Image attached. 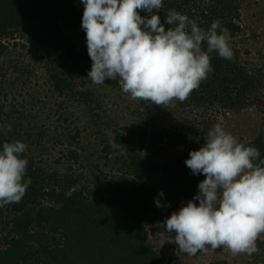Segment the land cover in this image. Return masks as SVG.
Masks as SVG:
<instances>
[{
  "label": "trees",
  "instance_id": "16d2710c",
  "mask_svg": "<svg viewBox=\"0 0 264 264\" xmlns=\"http://www.w3.org/2000/svg\"><path fill=\"white\" fill-rule=\"evenodd\" d=\"M163 2L168 7L163 10L178 12L180 9V5L176 7L177 1ZM203 2L206 3L207 12H222L228 16L223 28L232 37L244 30L242 24L234 21V17H240L238 9L233 7L234 0ZM83 11L81 0H0V57L9 50V44L4 39H15L16 35L40 46L48 54L51 63L47 70L53 90L60 95L66 94L75 104L80 103L84 111V106L91 111L93 104L99 105L96 92L79 88L78 74L67 67H78L91 60L88 52L80 50L78 43L67 33V30L83 29ZM140 14L148 15L142 10ZM159 15L161 23H164L167 14L163 11ZM206 18L210 20L208 24L209 20L206 19V24L211 26L214 18ZM168 27L170 25L165 24L166 30ZM58 50L62 55L57 59L52 53ZM232 58V64H217L210 53V62L214 61L211 64L213 71L210 72L211 81L208 79L205 83L210 84L208 98L227 105L234 103L235 87L240 89L244 98L264 88L262 69L255 74H248L245 67L237 63L236 53ZM95 123V126L98 125ZM155 126L148 133V145L144 153L141 144L145 140L141 136L145 132L136 141L131 135L116 132L115 142L126 151L125 155L115 156L118 169L136 176L138 180L124 178L119 183L108 180L112 185L105 191L103 182L96 179L94 191L78 187L81 176L64 168V163L69 170L72 167H87V149L78 146L83 137L80 126H76L75 131L71 130L64 140L62 134L57 137L58 143L64 146L57 160L58 164H63L60 169L45 168L42 165L43 157H38V151L43 156L48 150L42 145L44 132L30 141L36 145L34 148L22 139L27 145L23 156L28 160L24 179H30L31 183L21 201L0 206V225H4L2 232L8 229L0 241V264H171L162 260L149 240L150 232L156 233L162 228L154 226L152 231L148 228L154 221L150 212L152 198L151 191L142 179H148L151 174L161 171L162 165L158 163L157 155L163 149L162 143L166 142L167 146L174 149L177 146L189 148L197 145L198 141L182 132ZM4 135L0 131V146L4 142L17 140ZM12 135H18V132ZM243 142L255 146L261 158H264V134L260 133L250 140L243 139ZM110 150L108 144L104 151L109 154ZM99 158H107V155ZM100 165L96 163L94 169H99ZM256 244L258 250L264 248L259 238ZM212 264L239 263L216 260Z\"/></svg>",
  "mask_w": 264,
  "mask_h": 264
},
{
  "label": "rangeland",
  "instance_id": "374dc122",
  "mask_svg": "<svg viewBox=\"0 0 264 264\" xmlns=\"http://www.w3.org/2000/svg\"><path fill=\"white\" fill-rule=\"evenodd\" d=\"M169 1H177L176 7L180 5L178 12L187 14L190 20L196 21L205 31L210 28L208 25L210 20L206 16L213 17L214 21L219 20L221 27L228 19L226 14H221L222 12L212 14L207 12L204 0ZM166 7V3L163 2L158 14L163 11L168 14L171 10H163ZM233 7L240 13V17H234V21L244 26V30L235 37L228 33L233 53L238 55L237 63L245 67L248 74H255L262 69L261 73L264 75V0H234ZM233 14L236 15V12ZM206 19L209 20L208 24ZM67 33L78 43L80 50L88 52L86 33L83 29L67 30ZM4 41L9 44V50L0 57V120L1 124L11 125V131H2L6 136L21 142L23 139L34 148L36 145H32L30 141L44 132L42 145L48 150L42 154L43 156L38 151V157H43L42 165L45 168L60 169L63 164H58L57 160L61 157L60 149L64 146L58 143L57 137L62 134L64 140L71 130L75 131V127L80 126L83 129V137L78 146L87 149L90 162H86L85 169L72 167L69 170L65 163L64 168L81 176L78 187L94 191L96 179L103 182L105 191L112 185L108 180L112 182L116 180L119 183L124 178L127 180L137 178L130 173L119 171L115 162V156L126 154L125 149L114 140L117 131L131 135L135 141L145 132L141 136L145 140L141 144L143 153L148 145V133L155 124H157L155 128L163 126L182 132L198 141V144L189 148L177 146L172 149L166 142L162 143L163 149L157 155V161L162 165L161 171L151 174L148 179H142L151 191L152 198L150 212L154 221L148 228L151 231L154 226L162 228L156 233L150 232L151 244L162 260L171 264H212L216 260L239 264L250 262L264 264V248L251 255L247 253L233 255L226 246L215 250L206 246L207 251L197 252L195 255H181L174 241H165L174 240L175 233L167 232L164 226L166 218L173 211L193 198L198 191V183L205 178L203 174L193 175L185 160L189 157L190 150L199 149L205 143L206 134L215 124H222L241 142L243 139H253L260 133L264 134V88L244 98L240 94V89L235 87L233 90L235 97H232L234 103L223 104L208 98L207 89L210 84L205 83L208 79L211 81L209 73L186 100L181 102L173 99L168 104L157 105L150 100L132 99L130 94L122 90L117 80L106 79L104 84H94L87 77L92 65V61L89 60L78 67L67 66L69 70L78 74L79 88L96 92L99 105L93 104L91 111L84 106V111L80 103L75 104L66 94L60 95L53 90L47 70L51 63L48 54L40 46L30 43L20 35H16L15 39L6 38ZM202 48L206 50V43L202 42ZM52 54L58 59L62 52L58 50ZM212 55L217 64H232L234 61V58L224 59L216 52ZM60 60L62 61L61 58ZM211 64H214V61ZM95 122L98 125L95 126ZM15 132H18V135H12ZM108 144L111 146L109 154L104 151ZM103 155H107V158H99ZM96 163L101 164L97 170L94 169ZM161 190L164 196L159 199L162 204H169L166 208L157 207L155 204V198ZM2 228L4 225H0V241L2 236L8 233V229L2 232ZM258 238L264 243V233ZM162 241L165 242L161 246Z\"/></svg>",
  "mask_w": 264,
  "mask_h": 264
},
{
  "label": "clouds",
  "instance_id": "9594fccd",
  "mask_svg": "<svg viewBox=\"0 0 264 264\" xmlns=\"http://www.w3.org/2000/svg\"><path fill=\"white\" fill-rule=\"evenodd\" d=\"M81 27L92 61L87 77L94 84L117 80L132 99L164 105L184 101L213 71L210 53L232 59L230 35L214 21L203 30L187 14L169 11L165 22L158 14L163 0H81ZM144 11L148 15L142 16ZM165 24L170 27L165 29ZM219 29V31H218ZM206 43V50L202 48ZM11 125L0 124V131ZM27 145L19 140L0 146V206L21 201L31 180H25ZM185 164L193 175L203 174L198 191L166 218L175 233L178 253L226 246L233 255L258 251L264 233V158L217 123L199 149L190 150ZM157 207L166 208L159 197ZM198 202V203H197ZM161 242L162 244L165 242Z\"/></svg>",
  "mask_w": 264,
  "mask_h": 264
}]
</instances>
